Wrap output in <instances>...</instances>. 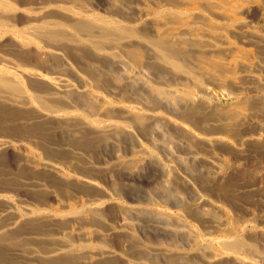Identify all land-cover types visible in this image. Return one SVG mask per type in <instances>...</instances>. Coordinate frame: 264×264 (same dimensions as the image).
Wrapping results in <instances>:
<instances>
[{
    "label": "bare ground",
    "instance_id": "obj_1",
    "mask_svg": "<svg viewBox=\"0 0 264 264\" xmlns=\"http://www.w3.org/2000/svg\"><path fill=\"white\" fill-rule=\"evenodd\" d=\"M251 18L264 20V0H0V158L12 152L17 170L2 175L0 167V194L37 202L17 217L11 202L0 199V245L17 264H223L230 254L232 264H264V248L250 232L259 228L263 238L264 222L230 234L214 209L205 212L207 200L177 186L181 178L169 181L159 200L218 235L205 248L197 249V235L184 223L151 211L122 208L113 225L109 212L118 209L94 182L102 173L137 194V169L150 165L151 147L180 161L187 176L216 183L220 157L203 152L215 144L188 128L209 134L211 122L241 116L234 108L221 111L213 90L246 81L264 86V30ZM163 114L182 126H171ZM251 138L263 147L264 127ZM94 153L108 166L94 163ZM159 171L163 180L172 174ZM141 195L140 202H152ZM52 196L67 198L61 212L48 207ZM104 237L122 238L120 252Z\"/></svg>",
    "mask_w": 264,
    "mask_h": 264
},
{
    "label": "rangeland",
    "instance_id": "obj_2",
    "mask_svg": "<svg viewBox=\"0 0 264 264\" xmlns=\"http://www.w3.org/2000/svg\"><path fill=\"white\" fill-rule=\"evenodd\" d=\"M258 19H252V18L249 19V21L252 20V21H250V24H252V26L257 28L259 31H260V29H261V31H263L264 30V20L263 19L258 20ZM236 42H238V44H240V46H241L240 49L245 48L244 47L245 45L243 46V44L240 43L239 41H236ZM245 49H249V47H247ZM249 82L246 81L245 84L243 83L244 86L241 85V86L235 87V88L232 87V89L228 88V89H225L222 91L221 90H216V91L213 90L214 91L213 92L214 97L216 96L215 98H216L217 102L219 103V107H220L221 111H225L226 110L225 108H227V109L228 108H234V110L239 111V114L241 113L240 114L241 116L238 117V119H236V121L235 120L229 121V122L227 121V123H225L223 121L222 124H221V121H219L220 123H218V121H213V122H211V123H213L212 126L210 125V127H209V129H210L209 134H207L206 130H200V129H196L193 127L188 128L190 136H192V137L195 136L198 139H201V138L202 139H204V138L210 139V141H213V143L215 144V147H214L212 152L203 151L208 156L215 155L213 157H215V158L220 157L219 159H216V160H217L218 169H220L219 175L220 174L221 175L217 176L216 181H215L216 183L214 185H212V183H210L211 179L210 180H205L204 178L201 179V177H199L200 175H196V176L194 175L192 177L187 176V174H186L187 172H185L184 169L182 168L180 161H177V162L172 161L171 162L170 160H168V158L163 153L161 154L160 151L156 150L155 151L156 154H155L154 153L155 149H152L151 147H147L146 150L149 152V154H147V151H146L147 158H149V160H152V161H150L151 163L153 161L154 162H153V164L150 163V165L148 162L146 165L141 164L138 166L137 170L139 172V177H138V180L136 181L135 186L138 187L137 189L140 190L139 192H141V193L138 192L137 194H135V193H132L131 191H128V190L124 191L119 180L117 182H112L108 178V176H106L102 173L98 174L97 176L95 175L96 177L93 176L96 179V180L94 179L95 180L94 182L101 189H103L104 192L106 191L105 192L106 193L105 199L110 202V203L109 202L108 203L111 206L114 205V207H115L114 209H118V210H115L116 213L114 211L109 212L108 221L113 222L112 224L116 225L118 214L122 208H123L122 210L125 212L126 211L130 212L134 209L138 210L140 212H146V211L150 212L151 211V213H157L158 215L164 217L166 219V221L169 223H173V224H175V223L176 224H183L184 223L185 226H187L188 228H191V231L195 232V234L197 235V237H195L197 239L196 242L198 243L197 249L205 248L206 244L211 243V241L209 240V237L213 239L216 236L218 237V235L217 234L216 235L208 234L207 233L208 230L206 227H204V226H203V228L199 227L194 222L187 219L182 213L180 214L175 209L168 207L165 204L166 202L159 200V195L161 196L162 192H164V189L166 187H169L170 182L175 178L177 180H179L181 178L182 182L180 179L178 181L177 186L180 189H184V191H187V192L193 193V191H196V192H194L195 194H199L204 198L205 201L207 200L206 203H208L209 205L207 204L208 206L205 207V209H204L205 212H206V209H208L207 211L211 210V208L214 209L216 214H217V219H218L219 224L221 226H223V227L220 226V228H225L229 233L231 231V233L236 232L238 234L242 230L241 227L245 226L247 222H249L251 224H256L258 222H264V150H263L264 146L259 148L257 144H254L252 142L253 138H251V136L254 134L255 131L259 130L261 128V126L264 127V108H263L264 107V86L260 87L261 85H259V84H255L251 81H249ZM254 84H255V86H254ZM229 90H231V92H232L231 95H229V93H230ZM217 91H218V93H217ZM235 91L238 93L240 92V94H238V93H236L237 95L233 94V93H235ZM219 93H222L223 97ZM225 93H227L226 96H225ZM218 94H219V97H218ZM231 96H233V97H231ZM115 104H117V103H115ZM238 104H240V105H238ZM244 107H247V109H245ZM250 108H252V109H250ZM126 109H128V110L131 109L130 111L134 112L135 114L139 113L138 111H135V109L130 107V106H127ZM260 110L262 112H259ZM160 117L161 118L163 117L164 119L163 118L162 119L166 120V122H170L171 126H174L176 128H179L182 126L179 122L172 120L167 115L163 114V115H160ZM218 120H220V118H218ZM234 122H235V124H234ZM231 123H233V124H231ZM231 125H232V127H231ZM194 129H196V130H194ZM201 131H202V133H201ZM205 134H207L208 136H206ZM210 135H212V138ZM219 144H221V145H219ZM223 145H225V147ZM217 147L219 149H215ZM216 151H217V153H216ZM214 153H216V154H214ZM94 155H95V153H94ZM2 158H0V167L4 166V169H3L4 171L2 170L1 174L6 175V172H8V174H9V170H10V173L14 175V173H16V171H17L16 168L14 167V161L16 160V157H14L12 152L8 151L4 156H2ZM6 158L8 159V162H7ZM92 158L94 160L93 161L94 163L104 165L105 167L108 166L107 164L103 163V161L105 162V160H108V159H106V157H104L105 158L104 159L102 155H100V156L95 155V156H92ZM97 161H99V162H97ZM4 164H7V167ZM170 164L172 166V169L170 168L171 167ZM228 166H229V168H228ZM146 167H148V168H146ZM161 167H162V169H166L168 172L172 173L169 175V178H166L164 180L162 179L161 171H159V169ZM167 167L169 169H167ZM219 167H221V168H219ZM179 169H180V171H179ZM226 169H227V171H226ZM221 170H223V171H221ZM174 171H175V173H174ZM204 171H205V169H204ZM177 172H178V174H180L182 172L181 173L182 175L180 174L178 176ZM145 174H146V176H145ZM167 179H169V180H167ZM198 180H200V181H198ZM163 182H165V183L163 184ZM193 182L195 183V187L194 186L192 187V185H194ZM205 182H206V184H205ZM114 183L118 184L116 186H118L119 189L115 187L116 190L118 189L119 192H121V190H122L120 197L117 195V193L114 190V186H113ZM155 183H157L158 185ZM196 183L198 185H196ZM184 184L186 185V187ZM208 185H210V186H208ZM50 186H51V184H50ZM120 186H121V188H120ZM108 187H110L111 190H110V188L108 189ZM161 188H162V190H160ZM196 188L198 190H196ZM185 189H188V190H185ZM209 189H211V190H209ZM205 190H206V192H205ZM142 191H145L146 193H148V195L151 198L153 197L152 202H146V201L140 202L141 200L144 199V197L141 195ZM147 191H149V192H147ZM226 191H227V193H226ZM14 194H16V193L0 194V196H1L0 199H2L4 201L8 200L7 202H9V203L11 202V204L13 205L11 211H12V215H14V216H17V217L25 216V214H28V212H29V211H27V210H29L28 209L29 206L34 205V203H35V205L37 204V202L35 200H30V197H26V196L21 195V194H16V195H14ZM125 194L129 195V196H133L134 199H137L138 201H136V200L133 201V200L129 199L128 197L126 198ZM9 197H10V200H9ZM18 198L20 199V201H22V202L24 201L23 204L21 202H19ZM42 198H44V197L41 196V197H38L37 199L39 200ZM138 198H140L141 200ZM66 199L67 198H61L60 196H58L57 198H55L54 196H52L51 198H47L48 207H52L56 212H61L64 208H62V206H61L62 203L60 201L61 200L65 201ZM148 200H150V199H148ZM33 201H35V202H33ZM57 201H59V202H57ZM17 202H19L20 204ZM60 203H61V205H60ZM57 204H59V205H57ZM119 205L121 207H119ZM25 206H27L28 208ZM125 209H127V210H125ZM24 210H26L27 212ZM237 216H239V217L241 216L242 220H240V222L236 221V220H238ZM181 221H182V223H181ZM253 221H256V222H253ZM250 232L253 236H255L253 239L259 240L261 242V244H260L261 248H264V241L261 240L264 237L263 238L260 237L261 231L259 230V228L258 229L257 228H251ZM1 234H2V236H1ZM3 234L4 233H0V237L5 236ZM220 235H221V233L219 234V236ZM106 238H109L110 240H108ZM198 238H200L201 241ZM204 238H205V240H204ZM240 238L244 239V237H240ZM140 239L142 241H145L146 239H150V238L140 237ZM156 239H159V238L156 237L155 239H153V237H151V240L153 242H156L157 241ZM122 240H123L122 238L117 239L115 237H104L102 239V241H104L105 243H108L110 245V247L112 248L111 251H117V252H120V250H121V246L123 245V242L121 243ZM24 242L28 243V240L24 239ZM186 247H184L185 251L191 252V250L186 248ZM17 248H19V247H14V249H17ZM36 248L41 249L40 246H36ZM216 248L217 247L214 246L215 250H217ZM263 250H262V252H263ZM9 252L10 251H8L7 247L3 246L2 244L0 245V257H2V258L4 257L3 259L0 258V264H6V263L17 264V262L15 261L17 259V257L15 259V257L12 256ZM1 253H3V254H1ZM9 254H10V256H9ZM10 257H12V258H10ZM232 259H233L232 254H230V256L226 255L224 257L225 263H223V264H226V262H227V264H232V262H231ZM226 260H228V261H226ZM24 264H26V263H24ZM41 264H48V262H42ZM113 264H127V263H125L123 260V261H115Z\"/></svg>",
    "mask_w": 264,
    "mask_h": 264
}]
</instances>
